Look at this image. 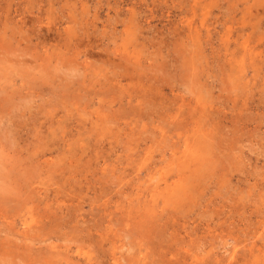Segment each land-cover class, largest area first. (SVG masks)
<instances>
[{
    "label": "rangeland",
    "instance_id": "1",
    "mask_svg": "<svg viewBox=\"0 0 264 264\" xmlns=\"http://www.w3.org/2000/svg\"><path fill=\"white\" fill-rule=\"evenodd\" d=\"M0 264H264V0H0Z\"/></svg>",
    "mask_w": 264,
    "mask_h": 264
}]
</instances>
